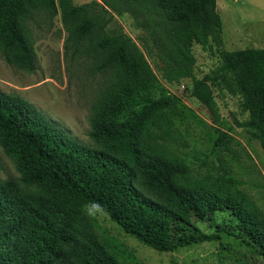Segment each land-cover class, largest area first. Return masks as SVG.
Wrapping results in <instances>:
<instances>
[{
  "label": "trees",
  "instance_id": "16d2710c",
  "mask_svg": "<svg viewBox=\"0 0 264 264\" xmlns=\"http://www.w3.org/2000/svg\"><path fill=\"white\" fill-rule=\"evenodd\" d=\"M0 0V45L5 59L32 72L26 21L60 14L68 40L93 59L106 91L92 105L93 146L70 137L24 99L0 91V147L18 179L0 177V264H144L117 239L95 232L88 208H99L124 232L159 252L239 238L264 257V212L227 174L193 175L163 145L185 117L174 95H157L158 79L138 45L114 24L131 15L146 33L167 83L192 76L194 44L211 39L220 64L193 79L192 96L218 113L209 84L230 82L249 114L243 126L264 151V48L223 49L216 0ZM226 132L214 151L231 150ZM161 141V142H160ZM224 161V159H220ZM227 214L225 223L216 215ZM197 222L215 230L204 233Z\"/></svg>",
  "mask_w": 264,
  "mask_h": 264
},
{
  "label": "rangeland",
  "instance_id": "374dc122",
  "mask_svg": "<svg viewBox=\"0 0 264 264\" xmlns=\"http://www.w3.org/2000/svg\"><path fill=\"white\" fill-rule=\"evenodd\" d=\"M91 1L72 0L75 5ZM217 11L222 21L223 49L264 48V0H217ZM114 20L111 28L130 36L145 55L158 79L157 95H174L185 107L186 116L176 121V129L164 144H151L183 159L190 174L216 175L227 170L238 187L264 212V151L243 126L249 114L242 108L241 96L230 82L226 84L228 78L214 76L209 88L218 120L213 121L209 109L191 94L193 79H201L220 64L215 43L209 39L205 45L194 44L192 76L167 83L162 78V63L155 50L146 47V33L138 28L131 15L114 14ZM25 26L34 52L35 69L30 72L8 62L0 45V91L24 99L70 137L93 146L88 135L89 117L93 103L106 91L105 76L94 73L93 59L68 40L69 31L60 14L52 16L40 12L27 20ZM220 132L229 135L231 150L214 151L213 143ZM19 176L13 161L0 147V177L18 179ZM87 217L102 239L106 236L117 239L144 264H264V257L255 247L226 233H219L215 241L159 252L124 232L99 208H88ZM228 219L227 214H219L214 221L225 223ZM196 226L204 233L215 230L208 222H197Z\"/></svg>",
  "mask_w": 264,
  "mask_h": 264
},
{
  "label": "crops",
  "instance_id": "0c3cea01",
  "mask_svg": "<svg viewBox=\"0 0 264 264\" xmlns=\"http://www.w3.org/2000/svg\"><path fill=\"white\" fill-rule=\"evenodd\" d=\"M216 6H217V0H216Z\"/></svg>",
  "mask_w": 264,
  "mask_h": 264
}]
</instances>
